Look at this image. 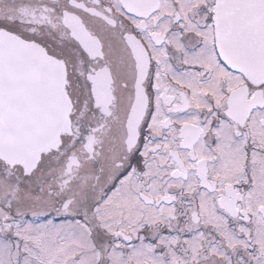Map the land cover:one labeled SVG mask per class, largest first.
Returning <instances> with one entry per match:
<instances>
[{
  "label": "snow or ice",
  "instance_id": "snow-or-ice-1",
  "mask_svg": "<svg viewBox=\"0 0 264 264\" xmlns=\"http://www.w3.org/2000/svg\"><path fill=\"white\" fill-rule=\"evenodd\" d=\"M0 264H264V0H0Z\"/></svg>",
  "mask_w": 264,
  "mask_h": 264
}]
</instances>
